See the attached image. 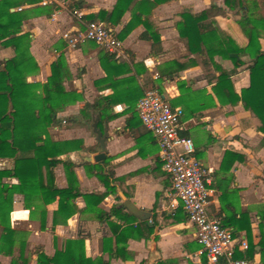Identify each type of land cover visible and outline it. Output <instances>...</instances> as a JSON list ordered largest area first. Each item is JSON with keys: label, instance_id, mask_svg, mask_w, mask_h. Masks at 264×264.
Segmentation results:
<instances>
[{"label": "crops", "instance_id": "0c3cea01", "mask_svg": "<svg viewBox=\"0 0 264 264\" xmlns=\"http://www.w3.org/2000/svg\"><path fill=\"white\" fill-rule=\"evenodd\" d=\"M246 1L247 13L254 19H264V2ZM116 2L67 0L64 7H42L30 0H13L15 6L9 8V12L22 17L21 33H29V53L38 67L37 73L26 81L44 84L51 75V65L62 57L69 74L63 88L81 96V100L58 112L56 123L48 129L52 141L67 143L61 162L52 168L53 184L66 189L72 183L81 196L72 202L74 214L65 222L58 216L54 226L58 200L43 206L45 221L41 228L39 211L30 215V210L23 206L22 195L14 194L10 227L16 232L15 245L11 256L0 254V263L8 260L10 264L17 259L20 242L25 243L27 264H36L37 252L52 257L66 241L81 240L84 256L101 259L104 264H208L205 256L197 254L200 247L195 229L182 210L172 212L168 208L169 180L161 169L153 137L135 111L143 95L129 110L127 102L134 100L138 87L143 94L149 88L157 89L170 105L183 110L185 133L212 179L210 216L223 226L228 224L225 228L234 233L236 240H245L252 246L249 260L264 264V148L260 146L263 135L255 129L251 114L240 103L219 104L212 91L214 82L210 81L212 76H218V70L212 66L205 68L202 64L205 51H190L186 38H181L178 31L183 15H197L213 5L220 12L209 22L219 38L227 36L242 47L247 43L241 28V17L246 11L238 6L231 8L226 0H135L120 24L109 26L119 34L129 22L137 23L121 40L123 57L112 58L127 64L130 71L114 76L110 83L102 81L106 73L99 57L104 51L92 43L70 48L61 34L82 29L86 23L83 17L111 11ZM74 12L81 17H75ZM54 13L57 14L53 20ZM145 31L148 39L142 38ZM259 32L260 49L264 52V32ZM155 41L159 44L153 46ZM12 56V49L0 48V67ZM173 61L178 63L171 64ZM214 62L223 71L233 70L229 60L214 56ZM178 65L182 69L177 70ZM248 66L246 62L236 68L230 78L237 94L249 85ZM130 77L134 80L129 83L114 82ZM113 96L114 102L110 103ZM205 96H211L214 106L201 110V105L211 102ZM187 108L199 110L187 118ZM94 120L96 129L105 135V157L99 162L93 160L99 149L92 130ZM227 151L242 159H235L231 165L226 164V170H221ZM0 165V169H11L12 162L0 160ZM102 169L113 173L115 193H109L96 205V199L87 196L105 192L97 176ZM43 175L45 178L44 171ZM7 181L15 183L14 179ZM118 191L136 208L149 213V219L112 215L113 208L123 207L122 213H128ZM98 211L107 216H99ZM139 223L140 231H130L126 239L121 237L122 229ZM117 246L120 253L116 256L112 251Z\"/></svg>", "mask_w": 264, "mask_h": 264}, {"label": "trees", "instance_id": "16d2710c", "mask_svg": "<svg viewBox=\"0 0 264 264\" xmlns=\"http://www.w3.org/2000/svg\"><path fill=\"white\" fill-rule=\"evenodd\" d=\"M134 1L117 0L111 11L102 10L96 15H88L83 19L85 22L101 21L106 26H116L120 24L123 14L130 9ZM30 2H38V0H30ZM226 3L231 8L238 6L243 12L246 11V0H226ZM14 6L13 0H0V48H10L13 51V56L4 60L3 66L0 67V159L12 162L11 169H0V226L2 227L0 254L9 256L12 255L16 235L10 227L14 194L22 195L23 206L30 210V215L39 211L41 228L45 221L44 212L41 210L43 206L58 200V208L53 216L54 226L58 216H61L65 222L74 214L72 202L81 196L72 183L66 189H58L53 184L52 168L61 162L60 156L65 154L63 149L67 143L52 141L48 136V129L56 123L57 113L81 100V96L74 91L66 92L63 88V81L69 78V74L62 57L51 65V75L44 84L26 81L28 76L37 73L38 67L29 53L30 35L21 33V15L17 12H9V8ZM219 12L220 9L212 5L200 14L183 15L182 22L178 25L179 35L181 38H186L190 51L199 53L205 51L206 56L202 58L203 66L205 68L212 66L219 72L218 76L209 79L214 82L212 91L219 104L233 106L240 103L244 110L251 114L250 119L255 129L263 135L260 146L264 148V52L261 51L259 44V30L264 32V19H254L247 11L242 15L241 28L247 43L241 47L227 36L219 38L216 29L212 27L209 21ZM136 25L137 23L129 22L119 34H116V37L122 40ZM147 34L148 32L145 31L142 38L148 39ZM156 44L159 43L153 42V46ZM214 56L229 60L233 70L230 72L221 70L215 64ZM112 58L105 52L99 57L100 65L106 73V77L102 80L104 82L112 83L114 76L130 71L127 64L118 63ZM246 62L249 63V85L237 94L230 78L236 68ZM177 63L173 61L171 64ZM180 69L182 66L178 65L177 70ZM169 74V77L172 76L171 72ZM133 80L134 78L130 77L114 82L124 84ZM142 95L143 91L137 87L136 97L131 103L127 102L129 110H133L135 100ZM113 99L114 96L109 98L110 103L114 102ZM204 99L211 102L201 105L199 109L214 106L211 96H205ZM170 107L174 108L172 105ZM196 110L187 108L185 110L187 118L192 117ZM181 135L187 136L185 131ZM235 159L242 158L235 153L225 152L221 170H226V164L231 165ZM97 176L106 190L102 194L87 196L96 199V205L109 193H115L113 183L116 182L111 170L102 169ZM11 179H14L15 183L7 181ZM122 212L123 207L111 210L112 215L117 217L121 215L124 219L134 220L133 215ZM98 214L102 217L107 216L101 211H98ZM227 226L228 224L223 227ZM140 230L141 223L135 227L127 226L120 231L121 237L126 239L130 231ZM24 249L25 243L20 242L19 255L17 259H12L10 264H27ZM112 253L117 256L120 248L117 246ZM36 254V264H104L101 259L91 260L84 256L81 240L66 241L63 248L56 250L52 257L46 256L43 252ZM251 256L250 245L246 251L235 250L234 253L235 258L250 259Z\"/></svg>", "mask_w": 264, "mask_h": 264}, {"label": "built area", "instance_id": "2783aa9c", "mask_svg": "<svg viewBox=\"0 0 264 264\" xmlns=\"http://www.w3.org/2000/svg\"><path fill=\"white\" fill-rule=\"evenodd\" d=\"M67 0H38L42 7H64ZM57 13L51 18L54 20ZM79 18L78 12L73 13ZM68 47L76 48L92 43L114 59L123 57V43L113 28L99 21H89L75 32L61 34ZM135 111L144 128L153 137L158 148L161 169L170 183L168 208L174 212L181 209L187 221L195 229L199 245L198 255L205 256L208 264H256L245 258H235V250L248 249L245 240H236L233 233L223 227L209 213L212 179L195 155L192 140L181 135L185 131L180 107L171 108L157 89L145 90L137 101Z\"/></svg>", "mask_w": 264, "mask_h": 264}, {"label": "water", "instance_id": "95a60500", "mask_svg": "<svg viewBox=\"0 0 264 264\" xmlns=\"http://www.w3.org/2000/svg\"><path fill=\"white\" fill-rule=\"evenodd\" d=\"M92 130L96 134V140L98 142V153L94 156L93 160L96 162H99L100 160L104 159L105 157V135H102V133L96 129V121L94 120L92 124ZM119 198L122 200L123 206L126 209L128 213L139 219L140 221H146L149 219L150 214L136 208L131 201L128 199H125L122 193L119 191L117 192Z\"/></svg>", "mask_w": 264, "mask_h": 264}, {"label": "rangeland", "instance_id": "374dc122", "mask_svg": "<svg viewBox=\"0 0 264 264\" xmlns=\"http://www.w3.org/2000/svg\"><path fill=\"white\" fill-rule=\"evenodd\" d=\"M0 160H2V159H0ZM0 168H2L1 165H0ZM0 264H8V260H6L4 263L1 262ZM30 264H33V263L31 262Z\"/></svg>", "mask_w": 264, "mask_h": 264}]
</instances>
